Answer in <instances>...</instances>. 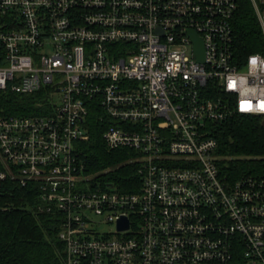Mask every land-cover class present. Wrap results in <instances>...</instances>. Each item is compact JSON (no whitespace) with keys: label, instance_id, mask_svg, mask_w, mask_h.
Listing matches in <instances>:
<instances>
[{"label":"built area","instance_id":"1","mask_svg":"<svg viewBox=\"0 0 264 264\" xmlns=\"http://www.w3.org/2000/svg\"><path fill=\"white\" fill-rule=\"evenodd\" d=\"M250 1L264 35V0ZM237 10V0H0V93L47 96L38 113L0 114V194L34 184L38 211L64 214V264H264V177L226 179L208 128L264 117V55L239 60ZM95 112L110 122L107 148L134 155L139 191L86 174L78 144Z\"/></svg>","mask_w":264,"mask_h":264},{"label":"trees","instance_id":"2","mask_svg":"<svg viewBox=\"0 0 264 264\" xmlns=\"http://www.w3.org/2000/svg\"><path fill=\"white\" fill-rule=\"evenodd\" d=\"M233 20L239 60L251 54L264 55V35L250 0H237ZM45 94L20 95L0 93V114L29 115L38 113V103ZM110 122L95 112L88 118L87 135L78 150L85 162L86 174L94 182L112 184L120 190L139 191V164L131 163L128 149L110 150L103 138ZM211 136L217 141L218 166L226 179L234 182L243 177H264V117L236 114L223 123H210ZM37 187L22 188L5 184L0 194V264H64L66 245L60 238L64 214L39 212Z\"/></svg>","mask_w":264,"mask_h":264},{"label":"water","instance_id":"3","mask_svg":"<svg viewBox=\"0 0 264 264\" xmlns=\"http://www.w3.org/2000/svg\"><path fill=\"white\" fill-rule=\"evenodd\" d=\"M195 41H196V45H197V53L199 55V58L201 60H203L204 57V49H203V45H202V41L198 39V37L196 35L193 36ZM129 228V222L127 219H123L120 221L119 223V229L120 230H126Z\"/></svg>","mask_w":264,"mask_h":264},{"label":"rangeland","instance_id":"4","mask_svg":"<svg viewBox=\"0 0 264 264\" xmlns=\"http://www.w3.org/2000/svg\"><path fill=\"white\" fill-rule=\"evenodd\" d=\"M55 102L57 103V104H59L60 103V94L59 93H57L56 94V96H55ZM96 219V218H95ZM115 226H114V224H109V225H106L105 226V230L107 231V232H111V233H114L115 232ZM65 260H66V258H65Z\"/></svg>","mask_w":264,"mask_h":264}]
</instances>
